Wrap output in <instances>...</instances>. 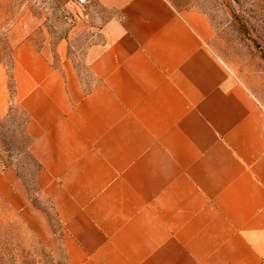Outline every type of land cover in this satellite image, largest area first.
<instances>
[{
  "label": "crops",
  "instance_id": "1",
  "mask_svg": "<svg viewBox=\"0 0 264 264\" xmlns=\"http://www.w3.org/2000/svg\"><path fill=\"white\" fill-rule=\"evenodd\" d=\"M88 79L16 47L66 264H264V105L170 0H88Z\"/></svg>",
  "mask_w": 264,
  "mask_h": 264
},
{
  "label": "rangeland",
  "instance_id": "2",
  "mask_svg": "<svg viewBox=\"0 0 264 264\" xmlns=\"http://www.w3.org/2000/svg\"><path fill=\"white\" fill-rule=\"evenodd\" d=\"M202 13L210 49L264 105V0H170ZM86 0H0V264H66L57 242L60 224L36 183L27 115L18 105L13 74L16 47L31 40L56 67L88 79L86 53L101 16Z\"/></svg>",
  "mask_w": 264,
  "mask_h": 264
},
{
  "label": "built area",
  "instance_id": "3",
  "mask_svg": "<svg viewBox=\"0 0 264 264\" xmlns=\"http://www.w3.org/2000/svg\"><path fill=\"white\" fill-rule=\"evenodd\" d=\"M80 3H85L86 0H78Z\"/></svg>",
  "mask_w": 264,
  "mask_h": 264
}]
</instances>
